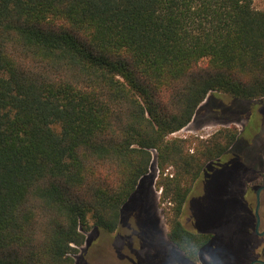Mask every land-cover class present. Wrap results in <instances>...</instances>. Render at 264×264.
<instances>
[{
  "label": "trees",
  "instance_id": "16d2710c",
  "mask_svg": "<svg viewBox=\"0 0 264 264\" xmlns=\"http://www.w3.org/2000/svg\"><path fill=\"white\" fill-rule=\"evenodd\" d=\"M214 93L264 98L252 0H0V264H75L87 233L118 229L152 151L168 231H186L237 131L194 153L172 136Z\"/></svg>",
  "mask_w": 264,
  "mask_h": 264
},
{
  "label": "flooded vegetation",
  "instance_id": "af4514ba",
  "mask_svg": "<svg viewBox=\"0 0 264 264\" xmlns=\"http://www.w3.org/2000/svg\"><path fill=\"white\" fill-rule=\"evenodd\" d=\"M214 95L220 97V102L212 101L210 104L208 96L203 105H212L213 111L228 110L234 116H213L199 124L236 120L239 114L245 113L247 125L237 131L233 143L240 141L242 147L230 150L232 145L223 156L216 159L221 162L220 165L209 166L213 160L204 167L189 193L192 226H185L180 217L179 222L186 231L164 232L151 258L147 257L149 264H155L154 257L162 258L158 264H264V115L260 111L264 107V98L257 99L261 106L255 104L254 107H246L244 102L216 93ZM251 113L258 117L253 130L247 129V115ZM257 140L261 142L255 146ZM226 164L232 166V170L225 168ZM212 176L222 178L218 181L224 190L221 210L214 211L213 218L209 216L206 206H201V216L193 209L196 195L200 196V191L202 193V183ZM199 183L200 186L195 189ZM199 198L203 199L202 196ZM116 231L113 233L116 234ZM146 238L140 244L141 251L146 248Z\"/></svg>",
  "mask_w": 264,
  "mask_h": 264
},
{
  "label": "rangeland",
  "instance_id": "374dc122",
  "mask_svg": "<svg viewBox=\"0 0 264 264\" xmlns=\"http://www.w3.org/2000/svg\"><path fill=\"white\" fill-rule=\"evenodd\" d=\"M252 6L256 10L264 9V0H252ZM221 97H229L225 94H219ZM220 99L214 94L209 95V103L214 101L215 103ZM236 100V99H234ZM245 106L254 107L261 106L258 100L246 101ZM205 102V101H204ZM201 104L193 120L182 130L173 134L172 137L181 138L187 140V148L189 153H194L201 148V144L207 142L212 136L221 129H227V127L234 128L236 131L242 130L247 125L245 113L239 114L238 119L230 121H218L211 123H201L205 119L213 118V116H225L230 118L234 116L230 111H213L212 105ZM220 102V101H218ZM260 111L264 115V107L260 108ZM248 127L247 129H254V123L257 122L258 117L251 113L247 115ZM264 124V120H263ZM264 141V140H263ZM261 141L257 140L255 146ZM242 147L240 141L236 142L230 150L238 149ZM153 161L150 165L148 175L145 176L138 184L136 193L132 199L128 200L123 206L121 213V223L119 225L116 234H106L100 230L92 229L86 234L87 244H84L79 248V253L75 256V264H149L147 257L151 258V254L158 247L160 236L168 231L167 214L170 213L172 205H169L166 201L161 203L159 201L161 197L162 189L156 187V182L160 180L159 171L155 162V151H152ZM226 160V159H225ZM220 161L215 160L209 166L220 165ZM207 165V164H206ZM225 168L232 170V166L226 164ZM174 174L172 168H168L164 171V176ZM221 174V173H220ZM224 174V173H223ZM222 178L219 176H212L206 182L202 183V193L200 196L196 195L197 200L193 202V209L201 216V206H206L209 216L214 217V211H220L221 201L223 200L224 190L219 185V181ZM195 185V184H194ZM197 186V185H196ZM195 189L200 186V183ZM196 191V190H195ZM191 196H188L182 211L181 221L182 223L190 227V202ZM206 213V212H205ZM171 214V213H170ZM138 233V236H136ZM144 237H147V243L144 242L146 248L140 250V244ZM129 239L124 241L123 239ZM130 241H132L130 243ZM160 257H154V263L158 264ZM151 261V260H150Z\"/></svg>",
  "mask_w": 264,
  "mask_h": 264
}]
</instances>
